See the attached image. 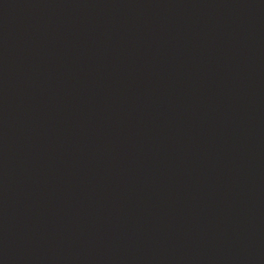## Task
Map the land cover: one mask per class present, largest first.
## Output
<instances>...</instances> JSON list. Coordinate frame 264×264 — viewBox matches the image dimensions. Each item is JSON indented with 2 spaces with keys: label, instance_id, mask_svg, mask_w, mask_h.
I'll return each mask as SVG.
<instances>
[{
  "label": "water",
  "instance_id": "95a60500",
  "mask_svg": "<svg viewBox=\"0 0 264 264\" xmlns=\"http://www.w3.org/2000/svg\"><path fill=\"white\" fill-rule=\"evenodd\" d=\"M0 264H264V0H0Z\"/></svg>",
  "mask_w": 264,
  "mask_h": 264
}]
</instances>
